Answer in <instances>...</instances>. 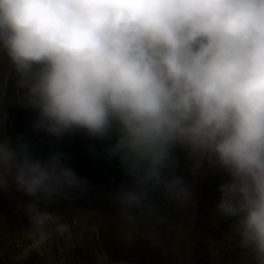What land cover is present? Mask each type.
Returning a JSON list of instances; mask_svg holds the SVG:
<instances>
[{
  "label": "clouds",
  "instance_id": "clouds-1",
  "mask_svg": "<svg viewBox=\"0 0 264 264\" xmlns=\"http://www.w3.org/2000/svg\"><path fill=\"white\" fill-rule=\"evenodd\" d=\"M0 55L33 131L111 141L124 223L162 220L159 200L195 209L197 180L220 175L215 210L264 264V0H0ZM65 160L0 136V193L29 198L35 230L87 188Z\"/></svg>",
  "mask_w": 264,
  "mask_h": 264
},
{
  "label": "rangeland",
  "instance_id": "rangeland-1",
  "mask_svg": "<svg viewBox=\"0 0 264 264\" xmlns=\"http://www.w3.org/2000/svg\"><path fill=\"white\" fill-rule=\"evenodd\" d=\"M31 111L18 100L8 61L0 55V136L7 137L9 114ZM183 175L190 174L185 170ZM207 177L196 182L195 209L173 212L160 221L140 218L135 225L112 213L76 207L71 199L49 205L56 219L35 230L17 210L29 198L15 191L0 193V264H249L234 224L222 238L215 239L211 231H219L216 224L222 216L214 207L219 193ZM201 184L205 185L197 189ZM129 233L132 240L126 239ZM149 233L158 244L147 238ZM205 239L210 243L205 245ZM191 240L196 244L194 253ZM186 253L192 254V263Z\"/></svg>",
  "mask_w": 264,
  "mask_h": 264
},
{
  "label": "trees",
  "instance_id": "trees-1",
  "mask_svg": "<svg viewBox=\"0 0 264 264\" xmlns=\"http://www.w3.org/2000/svg\"><path fill=\"white\" fill-rule=\"evenodd\" d=\"M34 118L35 113L33 111L9 114L6 117L8 139L16 143L18 138L22 137L23 141L30 143L34 150V155L37 157H45L51 152L64 153L66 157L65 163L73 169L77 176L84 178L88 182L86 190L72 198L73 204L81 209L118 215V208L114 205L113 196L119 188L127 186L130 180L124 175L119 162L114 158H109L105 153V149L111 141L90 140L83 133H74L61 139H55L45 135L43 132L33 131L31 124ZM214 176L216 175H208L207 178L212 180L210 182H212L213 186L217 187L225 178L220 175L215 178ZM202 185L205 184L199 185L197 189L202 187ZM158 206L159 213H167L164 216L165 218L174 212V206L166 204L162 200L158 201ZM232 224H234L232 218L222 216L216 224L219 231L211 230L213 234L215 233V239L222 238L225 233L230 232ZM193 242L191 240L190 243L194 245L193 250H191L194 253L196 244ZM208 243L210 242L205 239V245ZM185 255L187 256L186 259L192 263L193 257H190L192 254L186 253ZM223 256L227 258L226 254Z\"/></svg>",
  "mask_w": 264,
  "mask_h": 264
}]
</instances>
